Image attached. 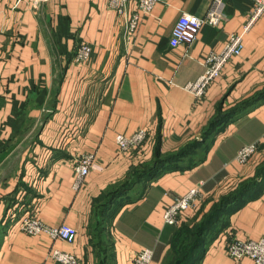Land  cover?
Instances as JSON below:
<instances>
[{"label": "crops", "instance_id": "obj_1", "mask_svg": "<svg viewBox=\"0 0 264 264\" xmlns=\"http://www.w3.org/2000/svg\"><path fill=\"white\" fill-rule=\"evenodd\" d=\"M214 3L156 0L128 33L106 0H0V264H56L47 257L51 249L80 264H132L144 248L153 252L150 264H163L176 227L165 225L162 213L174 198L202 185L203 199L181 216L188 224L217 196L253 179L264 159V100L206 138L200 131L221 96L235 101L264 88V12L244 34L241 54L198 101L183 86L201 75L209 53L242 31L253 2L223 0L219 25H203L189 48L169 45L182 13L202 17ZM81 42L92 49L82 65L73 61ZM140 129L147 131L145 142L118 153L115 136ZM194 141L197 148L116 195L107 211V241L96 243L89 226L103 199L156 158L174 157ZM252 143L259 151L237 163L239 149ZM81 154H93L94 167L75 190L73 163ZM225 212L194 264H254L232 261L226 245L264 238V180ZM26 213L47 226L74 228L75 241L14 229Z\"/></svg>", "mask_w": 264, "mask_h": 264}, {"label": "built area", "instance_id": "obj_2", "mask_svg": "<svg viewBox=\"0 0 264 264\" xmlns=\"http://www.w3.org/2000/svg\"><path fill=\"white\" fill-rule=\"evenodd\" d=\"M253 9L247 15L246 23L239 33L229 35L223 49L218 52H211L203 63L204 71L194 81L183 86V90L191 94L195 100H200L211 83L220 76L225 64L233 57H238L243 48V36L248 31L253 22L264 12V0H251ZM156 0H106V7L112 9L116 14L124 19L125 30L134 33L139 25L140 14H149L154 7ZM214 4L209 7L202 17L182 13L175 22L169 39L170 47L174 48L182 45L189 48L196 40L197 35L203 25L217 26L223 20V0H214ZM134 8L133 10L131 8ZM92 49L89 44L81 42L73 53V61L76 64H86L89 62ZM147 131L137 130L129 136L117 134L115 144L117 152L122 154L142 145L147 139ZM258 143L245 145L239 149L236 161L239 164L247 162L256 154ZM93 154H81L77 156L73 163V170L76 175L74 189H78L85 177L94 167ZM201 184L191 187L186 193L174 198L163 213V223L170 227H176L181 222V216L188 210L194 209L203 199ZM33 208H36L34 203ZM32 208V209H33ZM18 228L29 236L45 234L51 239L60 240L67 244H73L76 238L74 228L61 224L57 227L47 226L35 215L24 214L16 221ZM226 254L234 262H239L244 258L251 259L254 264H264V238L258 240H236L233 239L226 245ZM56 264H80L78 259L69 253L56 249H51L47 256ZM153 252L144 248L133 255L132 264H150Z\"/></svg>", "mask_w": 264, "mask_h": 264}, {"label": "trees", "instance_id": "obj_3", "mask_svg": "<svg viewBox=\"0 0 264 264\" xmlns=\"http://www.w3.org/2000/svg\"><path fill=\"white\" fill-rule=\"evenodd\" d=\"M264 100V88L254 92L252 95H249L238 105L237 108L231 109L226 113H221L217 111L215 113V118L210 122L208 128L204 129L202 132V138H206L212 134L213 130L224 122L232 119L236 115L243 112L245 109L250 106L255 105L257 102ZM198 142H190L183 149H181L177 155L174 157H158L153 163L152 167L144 168L142 175L132 176L125 185L119 189L118 192L111 193L103 201L100 203L101 205L95 209L93 214V223L95 219V212L97 214V220L99 219L97 225L100 228L98 229V233H103L106 230V221H107V211L113 202L114 198L119 192L127 189L134 182H136L139 178H144L149 176L146 174L147 172L159 171L161 168L165 166V164L169 161L171 162L172 158L174 161L176 157H180L188 151H191L194 148H197ZM264 180V167H260L257 171L256 177L251 180H247L241 183L233 195L223 198L221 203L216 206L212 212L207 214V217L200 223H188L178 226V228H174L169 241H168V250L167 254L164 257L163 264H194L197 260L196 252L201 248L206 241L207 234L210 233L211 229L215 226V224L220 220L222 215L225 212L226 208L234 202H239L243 198L254 194L257 191V188L262 184ZM96 220V219H95ZM217 225V224H216ZM90 229V226H89ZM91 231V229H90ZM212 232V231H211ZM92 234V233H91ZM105 236V234H104Z\"/></svg>", "mask_w": 264, "mask_h": 264}, {"label": "rangeland", "instance_id": "obj_4", "mask_svg": "<svg viewBox=\"0 0 264 264\" xmlns=\"http://www.w3.org/2000/svg\"><path fill=\"white\" fill-rule=\"evenodd\" d=\"M245 98H246V97L241 98V99H239V100H235V101H228L226 95L221 96V98H220V99L216 102V104L214 105V113H213V116L211 117V119H209V121L207 122L206 127H205L204 129L208 128V125L210 124V122L215 118V113H216L217 111L219 112V110H220L221 113H226V112L230 111L231 109L237 108L238 105H239V104L243 101V99H245ZM204 129H203V130H204ZM203 130L200 131V132L202 133ZM201 136H202V135H201ZM199 137H200V136H199ZM207 147H208V146H205V148H207ZM258 149H259V145H258V147H257V151H256V153L259 151ZM199 155H201V154H199ZM251 159H252V158H251ZM249 161H250V159H249L247 162H249ZM247 162H245V163H243V164H246ZM261 167H264V159H263V161H262V165H261ZM145 169H146V168H145ZM143 170H144V169H143ZM255 177H256V174H255V176L253 177V179H254ZM236 189H237V188H236ZM236 189H235V190H236ZM235 190L227 191L226 193H223V194L217 196V197H216V200L213 202V205L209 208V210L206 211L204 214L200 215L199 217H197V219H196L194 222H192V223L198 224V223L202 222V221L207 217V214H209L210 212H212L213 209H214L216 206H218V204L221 203V200H222L223 198H226V197H228V196L233 195V193L235 192ZM204 217H205V218H204ZM95 219H96V220H95ZM95 219H94V223H93V221H91V223H90V229H91V233H92V238H93V240L96 241V243H99L98 241H103V244H105L107 240L104 238V237H105V236H103L104 234H103V233H100V234L98 233V229H97V228H100V227L97 225L99 219L97 220V214H96V212H95ZM181 224H182V223H180L178 226H180ZM182 225H183V224H182ZM178 226H176V228H178ZM17 227H18V224L14 225V229L17 228ZM97 245H98V244H97Z\"/></svg>", "mask_w": 264, "mask_h": 264}]
</instances>
